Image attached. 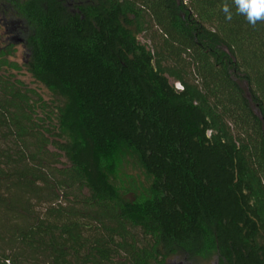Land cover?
Instances as JSON below:
<instances>
[{"label": "trees", "instance_id": "obj_1", "mask_svg": "<svg viewBox=\"0 0 264 264\" xmlns=\"http://www.w3.org/2000/svg\"><path fill=\"white\" fill-rule=\"evenodd\" d=\"M223 3L0 0V264H264V22Z\"/></svg>", "mask_w": 264, "mask_h": 264}, {"label": "clouds", "instance_id": "obj_2", "mask_svg": "<svg viewBox=\"0 0 264 264\" xmlns=\"http://www.w3.org/2000/svg\"><path fill=\"white\" fill-rule=\"evenodd\" d=\"M233 9L236 15L243 16L253 28L258 22H264V0H224L221 10L228 22L233 19ZM216 260L217 257L213 256L211 264H216Z\"/></svg>", "mask_w": 264, "mask_h": 264}, {"label": "rangeland", "instance_id": "obj_3", "mask_svg": "<svg viewBox=\"0 0 264 264\" xmlns=\"http://www.w3.org/2000/svg\"><path fill=\"white\" fill-rule=\"evenodd\" d=\"M8 18H9L8 16H3L2 13L0 12V42L3 44L7 43L8 37L13 36L12 33L6 32L7 30L5 28V25L3 24L4 21H8ZM10 60L15 62L20 67V70L15 72L16 77L18 79L25 82L30 87L37 89L43 95L44 98H49L50 95L49 91L44 86L35 83L32 77L30 76V74H28V72L23 67V64L26 60V56H25V50L21 44H15L12 46ZM176 85L179 86L178 83ZM133 168L134 167L132 166V164L129 163L128 169L132 170ZM198 264H211V261H202L201 263Z\"/></svg>", "mask_w": 264, "mask_h": 264}]
</instances>
